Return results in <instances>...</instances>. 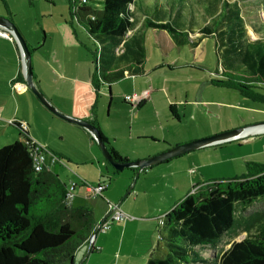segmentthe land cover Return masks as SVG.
I'll return each mask as SVG.
<instances>
[{
  "label": "crops",
  "instance_id": "crops-1",
  "mask_svg": "<svg viewBox=\"0 0 264 264\" xmlns=\"http://www.w3.org/2000/svg\"><path fill=\"white\" fill-rule=\"evenodd\" d=\"M217 2L216 8L219 9ZM131 8L133 27L118 44L109 42L102 48L99 70L104 80L96 79L98 68L94 64V55L99 53L100 45L88 37L73 17H59L53 28L41 26L42 31L46 32V39L41 42L36 37L38 9L35 10V18L30 17L25 29L12 17L0 14V17L14 24L24 37L31 52L33 83L44 98L60 113L96 126L108 146L123 162L128 163L159 156L201 137L187 138L184 134L172 136L171 129L177 132L179 125L188 117L193 121L204 116V113L210 114L209 108L213 109L216 117L221 116V104L210 98L222 97L226 94L224 89H228L216 84V80H221L222 68L211 72V39L215 38L213 35L205 37L201 31L210 22L209 17L202 14L203 10H197L194 16L193 33H184L176 40L167 31L148 25L166 24L172 19L161 1L157 7L154 0H135ZM185 21L184 32L190 27L187 18ZM217 44L215 40V50ZM20 53L15 40L0 34V149L22 139V131H27L33 142L50 149L51 139L46 140L42 136L39 120H43L45 125H60L56 118H61L43 109L26 86ZM171 57L172 60L168 61ZM231 66L229 61L225 68ZM128 96H138L141 100L131 104L125 100ZM75 126L69 127L74 128L87 146L90 154L88 161L96 160L107 168V161L94 149L95 139L86 129ZM258 136L264 134L253 138ZM249 138L242 139L244 144L252 142ZM241 142L238 140L199 149L141 172L132 190L135 189V197L129 194L120 206V210L130 219L113 223L106 232H99L93 243L95 251L88 257L90 241L81 245L72 264H79L84 257L83 264H147L152 251H162L160 242L163 235L156 230L157 225L158 228L160 226L159 219L175 206L171 203L172 193L188 194L190 187L195 189L209 182L238 178L232 179L233 159L224 156L219 160L223 155L218 156V153H224ZM62 156L59 157L61 160ZM213 167L224 170L222 180L215 176V171L209 170ZM54 169L53 166L50 170L56 174ZM114 171L107 168V173L120 177L113 186L109 183L110 178L106 177L109 179L106 182L104 172H100L101 178L95 186L106 185L102 197L90 195L85 189L88 197L102 199L108 205L106 208L83 206L94 211L95 228L110 212V204L115 206L125 190L133 184L135 169H126L118 174ZM226 175L229 178H224ZM62 182L68 190V183ZM85 186L84 182L76 185L69 206L73 207V200L77 197L86 199L81 190L77 192V189ZM152 199L156 200L154 208L149 205ZM77 207L81 206L74 208Z\"/></svg>",
  "mask_w": 264,
  "mask_h": 264
},
{
  "label": "trees",
  "instance_id": "trees-1",
  "mask_svg": "<svg viewBox=\"0 0 264 264\" xmlns=\"http://www.w3.org/2000/svg\"><path fill=\"white\" fill-rule=\"evenodd\" d=\"M134 1L69 0L71 17L100 45L94 55L98 80H104L99 70L102 48L109 42L118 44L133 27ZM154 1L157 7L161 1L172 19L166 24L148 25L167 31L176 40L184 33H193L194 16L197 10H203L210 22L202 33L205 37L213 35L224 58L232 63L231 67L223 66L216 84L247 99L264 101L256 93L264 90L263 21L256 23L252 13L241 16L237 3L229 0H218L219 9L213 0H194L189 7L186 0ZM262 4L264 0L258 6ZM185 18L190 26L186 32L182 31L187 24ZM22 135V139L0 149V264H72L78 248L93 235L94 211L69 206L66 185L55 172L34 171L31 154L38 144L27 131ZM103 141L114 160L123 162L105 138ZM261 199L264 165L258 163H248L247 174L241 177L199 186L167 213L162 227L167 229L169 225L171 235L161 236L165 249L152 251L147 264H264V213L259 232L234 243L221 257L205 258L201 253L208 247H218L233 227L236 205L247 209Z\"/></svg>",
  "mask_w": 264,
  "mask_h": 264
},
{
  "label": "rangeland",
  "instance_id": "rangeland-1",
  "mask_svg": "<svg viewBox=\"0 0 264 264\" xmlns=\"http://www.w3.org/2000/svg\"><path fill=\"white\" fill-rule=\"evenodd\" d=\"M174 1L176 0H169L170 3H173ZM216 1L213 0L214 3ZM260 1L262 0H229L230 3H237V6L240 8L239 9L237 7L238 10L241 13L243 12L241 16L247 17L252 13V16L254 15V18H252V20H255L256 23H259L261 21L264 22V6L263 4L262 6H258ZM194 2V0L185 1L188 7L190 3L192 4ZM251 5L254 7H252ZM188 7H185L183 10L187 9ZM35 10H37L36 37L41 42L43 41V39H46V32L44 30L42 31L41 26H45V28H53L54 25L57 24V21L60 19L59 17L65 16L66 18H71L69 0H53V2H51L50 0H0V14L4 15L7 18L12 17L14 21H16V23L19 24L23 29L26 28V25L29 23L28 21L30 20L31 16L32 18H35ZM239 11L237 12L239 13ZM260 25H262L261 28L263 29L264 35V24L260 23ZM211 44L213 53L210 54L209 59H212L211 61L213 63V66L211 72H214L217 68H223V66L225 67V65L228 64L229 61L224 58L223 50H220L218 48L217 50H215L214 39H211ZM171 60L172 57L168 59V61ZM211 72H208V74ZM224 93L226 94L222 97L211 96L212 98H210L212 100L215 99L217 103L221 104V116L216 117L213 109L209 108V110H211L210 114L204 113V116L201 115L200 118L193 121L189 117L184 119L183 123L179 125L177 132L171 129L172 136H180L181 134H184L185 136H187V138H196L197 136H201L191 141L194 142L215 135L217 136L229 131L232 132L243 128H248L259 123H264V101L247 99L240 92L232 89H224ZM256 93L264 97V90H256ZM34 97L39 104H42L35 94ZM41 106H43V109H47L43 104ZM41 118H43L42 115ZM56 119L58 120L57 122H59L58 124L60 125H45L43 120H39V127L42 131V136L46 138V140L51 139L50 142L52 143V147L49 149L46 146H42L41 144L39 145L47 149L49 152L56 154V157L58 158L60 157V155H63V158L61 160L62 162L55 164L54 170L56 171V174L59 175V177L62 179V181L68 183L67 186L69 189L71 188V184H77V186H80L82 182L94 187L97 184L98 180L101 178V171L104 172L103 176L105 177L106 182H109V179H106V177L110 178L111 181L109 183H111L112 186L116 183L117 180H120V177H114L110 172L107 173V168H112L114 170V167L108 162H105L107 163L106 168L104 164L103 166L99 165L96 160H94L93 162L88 161L87 158L88 156H90V154L87 146L83 142L82 138L78 134H76L74 128H71L76 127L75 125H72L71 123L62 119ZM249 139L252 140L251 143L246 142V144H244V140H239L242 142L236 143V145L232 149L228 148V150L224 153H218V156L223 155L219 158V160L223 159L224 156L226 157V159H233L232 171L234 172V174H232V179L247 174L248 163H264V136H258V138L255 139L251 137ZM236 142H238V140H236ZM94 149L97 150V152H99L100 155L103 156V160L106 161L104 158V154L102 153L97 143L94 145ZM209 170L211 172L215 171V176L218 178L224 176V170H222V168L220 167L217 169L213 167ZM227 176L228 175H226L224 178H229ZM206 181L207 180H205V182ZM130 187L125 190L118 202L124 199ZM192 188L193 187L189 188V193H193L196 189ZM80 190L82 191V196H84V198L86 199L80 200L81 198L79 197L75 198L72 203L73 207L85 205L91 206L93 208H95L96 206H103L105 208L108 207L106 202L102 199H94L93 196L88 197L85 193L84 187H81V189H77V192ZM182 193L183 192L178 191L172 193L171 203L173 205L176 206L189 194H186L185 192L184 194ZM130 194H133V196L135 197V189L133 192L131 191ZM155 201L156 200L152 199L149 203L152 208H154V206L156 205ZM236 206V218L233 227L223 235L218 247H216L215 249H213L212 247H208L206 250L201 251L202 255L205 258L215 259L216 257H221L223 252L226 249L228 250L234 243L240 242L241 240L243 241L244 239L252 237L259 232V228L263 222L262 219L264 213V199L256 201L247 209H244L243 206L239 204ZM156 231L161 232L164 237L171 235V227L169 225L167 226V229L161 226H159L158 228L157 225ZM160 243L164 248L165 241L161 240Z\"/></svg>",
  "mask_w": 264,
  "mask_h": 264
},
{
  "label": "water",
  "instance_id": "water-1",
  "mask_svg": "<svg viewBox=\"0 0 264 264\" xmlns=\"http://www.w3.org/2000/svg\"><path fill=\"white\" fill-rule=\"evenodd\" d=\"M0 30L2 31H6L8 33H11L12 35H14L15 37V41L20 49V56L23 62V71L25 74V79H26V86L29 88V90L31 92H33L37 98L41 101V103L50 110V112L54 113L55 115H57V117L66 120L68 122H71V124H75V125H79L82 128L86 129L87 132H89L93 138L95 139L96 143L99 145L102 153L104 154V158L105 160L114 167V169L116 170L117 173H121L123 171H125L126 169H135L136 172L134 174V181L132 186L130 187L128 193L125 195L124 199L126 197H128V195L130 194V192L132 191L133 186H135L138 177L140 175L141 172H144L145 170L153 167V166H159L169 160H173L175 158H179L181 156L184 155H188L194 151H197L199 149H205L208 147H211L213 145H221L223 143H227V142H234L236 140H242V139H247L249 137H254L256 135H261L264 134V123L262 124H257V125H253L251 127L248 128H243L240 130H236V131H232V132H226V133H222L219 135H215L203 140H197L191 143H185L179 146H176L174 148L169 149L168 151H166L165 153L160 154L159 156H153L150 158H147L145 160H140V161H136V162H117L114 160L112 154L109 152V150L107 149L103 138L100 135V131L99 129L86 122L83 120H79V119H74L71 116H67L64 115L62 113H60L57 108H55L53 105H51V103L49 101H47L43 95V93L41 91H39L36 86L34 85V79H33V73L31 70L32 64H31V56H30V49L26 43V41L23 39L24 37L19 33V31L17 30L16 26H14V24H12L9 20H6L2 17H0ZM123 199V200H124ZM119 201L115 207L113 209H110V212L108 214L105 215V217L103 218V220L96 226V228H94L93 230V236L96 237V235H98L99 233V229H101L102 225L105 223V221L109 218V216L115 212V210L120 209V206L122 204V201ZM92 247L93 244L92 242H90L89 244V248H88V252L86 254V257H88L91 254L92 251ZM86 257H84L83 259H81L79 264H83L84 260L86 259Z\"/></svg>",
  "mask_w": 264,
  "mask_h": 264
},
{
  "label": "built area",
  "instance_id": "built-area-1",
  "mask_svg": "<svg viewBox=\"0 0 264 264\" xmlns=\"http://www.w3.org/2000/svg\"><path fill=\"white\" fill-rule=\"evenodd\" d=\"M0 34L15 40L14 35H12L11 33L0 30ZM125 100L127 102H130L131 104H137L140 102L141 98L138 96H132V97L128 96L126 97ZM31 155H32L33 166H34L35 172L42 173L46 170H50L55 164L62 162L60 158L56 157V154L49 152L47 149L43 148L41 145H38V147H36L33 154ZM76 185L77 184H71V188L70 189L68 188L67 190V197L65 200L68 204L74 198V190H75ZM85 189L90 195L102 197L106 190V185H97V186L92 187L86 184ZM114 207H115L114 205L110 204V209H113ZM129 219L130 217H128L125 212L121 211L120 209H117L115 210L113 215L111 214L109 218L105 221L101 229H99V232H106L108 229H110L111 224L115 222L121 223L124 221H128ZM164 224H165V216L159 219V225L162 227L164 226ZM94 240H95V237L92 235L90 242H92L93 244Z\"/></svg>",
  "mask_w": 264,
  "mask_h": 264
},
{
  "label": "bare ground",
  "instance_id": "bare-ground-1",
  "mask_svg": "<svg viewBox=\"0 0 264 264\" xmlns=\"http://www.w3.org/2000/svg\"><path fill=\"white\" fill-rule=\"evenodd\" d=\"M252 35V34H251ZM254 36V35H253ZM255 37V36H254Z\"/></svg>",
  "mask_w": 264,
  "mask_h": 264
}]
</instances>
